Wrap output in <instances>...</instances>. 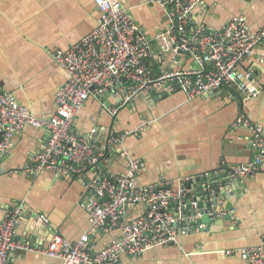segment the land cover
<instances>
[{
	"label": "crops",
	"instance_id": "1",
	"mask_svg": "<svg viewBox=\"0 0 264 264\" xmlns=\"http://www.w3.org/2000/svg\"><path fill=\"white\" fill-rule=\"evenodd\" d=\"M114 1L128 10L148 38L167 25L165 12L157 4ZM237 15H242L252 30L262 28L264 0H203L194 8L192 19L218 29ZM97 17L93 0H0V86L34 115L51 114L55 91L66 78L52 52L77 42L96 25ZM260 48L264 50V40ZM239 69L250 72L248 84L260 89L257 95L220 88L188 99L183 91L165 95L143 91L121 106L114 93L108 92L102 99L87 98L72 128L84 134L97 127V147L103 145L110 129L128 131L123 146L141 161L139 183L205 174L204 179L215 184L226 177L228 168L249 161L253 155L248 130L232 126L237 115L244 113L264 130V64L253 60L242 63ZM112 108H116L115 114L110 113ZM46 136L42 127L25 126L13 135L8 152L0 156V216L5 207L21 202L24 213L15 228L19 238L44 244L57 232L74 241L88 226L79 205L85 193L81 180L50 171L36 175L25 171L30 155ZM126 167L125 157L111 153L96 170L122 173ZM240 183L241 187H236V180H229L233 189L225 202L229 214L215 220L202 218L204 227L180 237L178 247L156 246L137 257L121 255L120 263L246 264L227 251L264 242V172ZM136 211L140 206L127 209L126 215ZM118 237V230L98 233L93 236V249ZM10 258L12 264H61L56 258L30 251L16 250Z\"/></svg>",
	"mask_w": 264,
	"mask_h": 264
},
{
	"label": "built area",
	"instance_id": "2",
	"mask_svg": "<svg viewBox=\"0 0 264 264\" xmlns=\"http://www.w3.org/2000/svg\"><path fill=\"white\" fill-rule=\"evenodd\" d=\"M202 1L143 0L159 5L167 17L166 27L148 38L119 1L93 0L98 10L96 25L67 49L52 52L66 78L55 91L54 110L49 115H34L0 86V156L8 152L13 135L25 126L44 128L46 139L30 155L25 171L79 178L85 191L79 205L88 220L77 240L53 232L43 244L16 235L24 213L21 202L5 207L0 216V264H12L10 255L16 250L56 258L61 264H121V255L137 257L156 246L178 247L180 237L204 227L202 218L215 220L229 214L225 205L233 191L229 180L264 172L263 127L244 113L237 115L232 126L248 130L252 158L228 168L227 179L215 184L206 181L205 174L139 183L141 161L123 146L128 131L110 129L103 145L97 147V127L84 134L72 128L85 100L102 99L108 92L114 93L121 106L143 91L163 95L183 91L188 99L220 88L257 95L260 89L248 84L250 72L239 68L253 60L264 64L260 48L264 26L252 30L242 15L218 29L195 23L192 12ZM116 111L110 109L112 114ZM111 153L126 158L124 172L96 170ZM136 206L140 211L127 216L126 210ZM112 230H118L119 237L94 250L93 236ZM227 254H237L246 264H264V242L228 250Z\"/></svg>",
	"mask_w": 264,
	"mask_h": 264
},
{
	"label": "water",
	"instance_id": "3",
	"mask_svg": "<svg viewBox=\"0 0 264 264\" xmlns=\"http://www.w3.org/2000/svg\"><path fill=\"white\" fill-rule=\"evenodd\" d=\"M224 179H227V177L224 176ZM241 187V183L240 180H236V187Z\"/></svg>",
	"mask_w": 264,
	"mask_h": 264
}]
</instances>
